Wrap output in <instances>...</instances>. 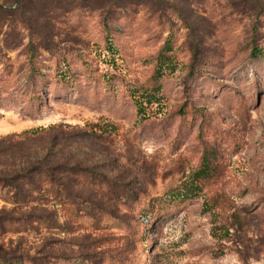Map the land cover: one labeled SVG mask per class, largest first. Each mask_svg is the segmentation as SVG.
<instances>
[{
  "label": "rangeland",
  "instance_id": "obj_1",
  "mask_svg": "<svg viewBox=\"0 0 264 264\" xmlns=\"http://www.w3.org/2000/svg\"><path fill=\"white\" fill-rule=\"evenodd\" d=\"M0 6V264H264V0Z\"/></svg>",
  "mask_w": 264,
  "mask_h": 264
},
{
  "label": "trees",
  "instance_id": "obj_2",
  "mask_svg": "<svg viewBox=\"0 0 264 264\" xmlns=\"http://www.w3.org/2000/svg\"><path fill=\"white\" fill-rule=\"evenodd\" d=\"M19 2V0H15V3L17 4ZM4 7L0 6V9H2ZM30 134H37V132H32V133H25L23 136L21 137H27L29 136ZM13 137L15 136H12V137H8L13 139ZM19 149H21L20 147H18ZM32 155V154H30ZM32 162L29 166H27L26 168H21L20 170L19 169H14L13 172L11 173H0V185H4V186H10V187H13V179H16V178H19V179H25V178H28V179H31L30 180V185H33L32 183V179L34 177V175L36 174H41L43 170H41L43 167V160L40 159L38 157V155H35L34 158H32ZM212 166L210 164V161L209 159H206L205 160V163L202 167V169H200L198 171V173H196V178L197 179H203V178H208L211 173H212ZM34 180V179H33ZM17 196V194H16ZM32 197V195H31ZM21 200H22V197H20ZM19 200V199H17Z\"/></svg>",
  "mask_w": 264,
  "mask_h": 264
}]
</instances>
